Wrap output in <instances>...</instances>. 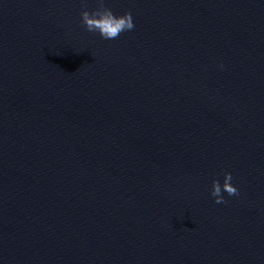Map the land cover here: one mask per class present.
<instances>
[{
    "label": "water",
    "instance_id": "obj_1",
    "mask_svg": "<svg viewBox=\"0 0 264 264\" xmlns=\"http://www.w3.org/2000/svg\"><path fill=\"white\" fill-rule=\"evenodd\" d=\"M104 6L0 0V264H264V0Z\"/></svg>",
    "mask_w": 264,
    "mask_h": 264
},
{
    "label": "clouds",
    "instance_id": "obj_2",
    "mask_svg": "<svg viewBox=\"0 0 264 264\" xmlns=\"http://www.w3.org/2000/svg\"><path fill=\"white\" fill-rule=\"evenodd\" d=\"M98 7L92 11H82L80 20L85 30L92 33H98L104 40L116 39L122 32L131 31L135 25L130 12H125L122 16H116L113 12L104 6V0H97ZM222 67V66H221ZM231 173L224 174L223 185L218 180L212 181L210 195L215 198L217 204L226 203L221 192L228 196L238 194L237 189L231 186Z\"/></svg>",
    "mask_w": 264,
    "mask_h": 264
}]
</instances>
